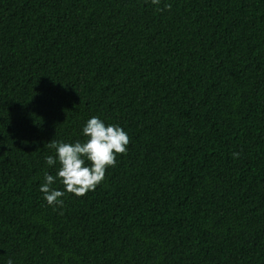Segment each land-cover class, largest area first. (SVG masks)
Segmentation results:
<instances>
[{
    "label": "trees",
    "instance_id": "16d2710c",
    "mask_svg": "<svg viewBox=\"0 0 264 264\" xmlns=\"http://www.w3.org/2000/svg\"><path fill=\"white\" fill-rule=\"evenodd\" d=\"M93 116L127 153L49 206L47 143L83 142ZM8 260L264 264V0H0Z\"/></svg>",
    "mask_w": 264,
    "mask_h": 264
},
{
    "label": "clouds",
    "instance_id": "9594fccd",
    "mask_svg": "<svg viewBox=\"0 0 264 264\" xmlns=\"http://www.w3.org/2000/svg\"><path fill=\"white\" fill-rule=\"evenodd\" d=\"M151 3L159 5L161 0H151ZM171 7V4H165L157 10L163 12L171 10ZM82 134L86 137L83 142L51 140L47 143L49 149L55 150V156H46V164H59L56 175L45 173L44 183L40 186V192L49 206L62 207L61 198L65 193L79 198L94 191L104 181L107 169L116 167L117 156L127 153L130 137L118 125H106L100 118L93 116L86 121ZM239 155L233 153V158ZM57 179L63 185V191L51 187ZM7 264H12V261L8 260Z\"/></svg>",
    "mask_w": 264,
    "mask_h": 264
}]
</instances>
